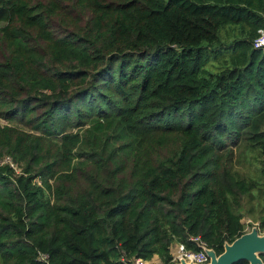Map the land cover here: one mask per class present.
Instances as JSON below:
<instances>
[{
    "label": "trees",
    "instance_id": "16d2710c",
    "mask_svg": "<svg viewBox=\"0 0 264 264\" xmlns=\"http://www.w3.org/2000/svg\"><path fill=\"white\" fill-rule=\"evenodd\" d=\"M261 28L264 0H0V264H171L246 233Z\"/></svg>",
    "mask_w": 264,
    "mask_h": 264
},
{
    "label": "water",
    "instance_id": "95a60500",
    "mask_svg": "<svg viewBox=\"0 0 264 264\" xmlns=\"http://www.w3.org/2000/svg\"><path fill=\"white\" fill-rule=\"evenodd\" d=\"M203 249L208 253L210 261L207 264H238L246 261L249 264H264L262 254H264V234L259 228L254 226L251 231L244 233L236 238L232 243L226 242L224 251L221 254L204 246ZM178 264H198L187 262L181 259Z\"/></svg>",
    "mask_w": 264,
    "mask_h": 264
},
{
    "label": "built area",
    "instance_id": "2783aa9c",
    "mask_svg": "<svg viewBox=\"0 0 264 264\" xmlns=\"http://www.w3.org/2000/svg\"><path fill=\"white\" fill-rule=\"evenodd\" d=\"M254 47L257 49H264V28L259 29V34L254 40ZM13 167H16L11 159L6 160ZM244 223V222H243ZM245 224V223H244ZM248 226L245 225V232H248ZM260 231V230H259ZM192 240L200 246V250L188 249L185 244L177 243L171 247V264H178L181 259H185L187 262H194L198 264H207L210 261L208 253L203 249L207 246L199 237H193ZM125 264H166L158 256L151 259H145L141 257H135L129 261L125 260Z\"/></svg>",
    "mask_w": 264,
    "mask_h": 264
},
{
    "label": "rangeland",
    "instance_id": "374dc122",
    "mask_svg": "<svg viewBox=\"0 0 264 264\" xmlns=\"http://www.w3.org/2000/svg\"><path fill=\"white\" fill-rule=\"evenodd\" d=\"M2 123H5L4 120H1ZM255 152L253 151V149L249 148V147H241L237 149V155L238 157L241 159L240 164L238 165V168H240L242 171L245 172H249L252 173L255 169H254V165L252 163V158L254 156ZM262 204H264V201L262 202ZM254 210V216L250 215V214H246L243 219L242 222L245 223V225H247L248 228V232L252 230V228L254 226H257L260 230L261 234H264V227H261V220L257 219L260 217V215H264V213L261 212L262 210V205L259 204V202L250 200L247 198L246 204H245V209H252Z\"/></svg>",
    "mask_w": 264,
    "mask_h": 264
},
{
    "label": "crops",
    "instance_id": "0c3cea01",
    "mask_svg": "<svg viewBox=\"0 0 264 264\" xmlns=\"http://www.w3.org/2000/svg\"><path fill=\"white\" fill-rule=\"evenodd\" d=\"M176 244H177V243H176ZM176 244H175V245H176Z\"/></svg>",
    "mask_w": 264,
    "mask_h": 264
}]
</instances>
